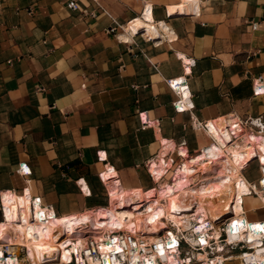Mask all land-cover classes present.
<instances>
[{
    "label": "crops",
    "instance_id": "crops-1",
    "mask_svg": "<svg viewBox=\"0 0 264 264\" xmlns=\"http://www.w3.org/2000/svg\"><path fill=\"white\" fill-rule=\"evenodd\" d=\"M70 1L0 0V225L29 222L36 197L61 218L122 194L153 197L182 161L218 145L212 120L231 118L233 140L260 141L235 122L264 116V94H254L264 0ZM184 59L195 61L187 72ZM161 155L168 173L158 182L150 172ZM263 163L259 149L240 174L264 179ZM258 197L246 198L264 209ZM263 252L248 258L264 264ZM214 257L240 264L235 253Z\"/></svg>",
    "mask_w": 264,
    "mask_h": 264
},
{
    "label": "bare ground",
    "instance_id": "bare-ground-1",
    "mask_svg": "<svg viewBox=\"0 0 264 264\" xmlns=\"http://www.w3.org/2000/svg\"><path fill=\"white\" fill-rule=\"evenodd\" d=\"M230 122L228 117L209 121L208 131L218 145L200 152L192 162L182 161L153 197H145L140 192L122 194L114 197L106 209L63 218L37 205L32 207L33 217L29 222L0 225V264H20L21 246L29 264L67 263L69 259L75 261V253L80 262V251L89 236L98 241L106 264H119L112 262L111 254L115 252L128 253L133 261L141 264H155L158 257L168 264H181L176 233L168 230L162 219L180 229V222L190 217L197 221L192 233L204 244L200 249H205L215 239L222 246L219 223L224 222L230 241L249 242L255 252H263L259 246L264 230L260 223L248 221L245 215L243 201L252 196L251 183L239 169L259 149L264 150V135L250 131L254 140L260 139L256 144H250L247 135L233 140L231 134L225 133ZM261 165L264 167V163ZM152 172L158 182L168 173L163 155L155 160ZM258 198L264 203L262 191ZM212 228L213 233L209 232ZM161 230L164 235H157ZM141 248L145 249L144 254L139 253ZM219 260L223 264L221 257L209 259L206 264H220ZM95 263L99 264L100 260L97 258Z\"/></svg>",
    "mask_w": 264,
    "mask_h": 264
},
{
    "label": "built area",
    "instance_id": "built-area-1",
    "mask_svg": "<svg viewBox=\"0 0 264 264\" xmlns=\"http://www.w3.org/2000/svg\"><path fill=\"white\" fill-rule=\"evenodd\" d=\"M92 1H94L95 3H99V0H92ZM68 7L72 8V9H77L78 8L77 1L76 0H71L69 2V4H68ZM188 64H189V66H188ZM184 65H185V69H186V72H187L188 71L187 66L189 68H191V66L195 65V61L193 60L191 63H185V61H184ZM186 80L187 79H183V83H181V84L183 85L184 81H186ZM181 84H177V86L181 85ZM172 86L178 92V90H177L176 86L174 85V83H172ZM184 87H187V86L184 85L183 87H181V89H184ZM254 94L255 95L264 94V80L263 79L258 78L256 80V82L254 83ZM182 103H184V102H183V97L181 96L179 98V100L175 102V107H176V109L178 111L184 110L183 108H185V107L179 106ZM190 108H192V106H190ZM141 118H143V120L146 119V121H147V117L143 113L141 114ZM205 126L209 128L208 122L205 123ZM235 126L236 127L242 126L241 129H240L241 133H245L247 131H253L254 133H262L264 135V116L263 115H258V116H253V117L249 116L245 120H238L237 122H235ZM229 129L231 130L234 138H236V134L234 133V131L232 130L230 125H229ZM205 148H208V145ZM202 151H203V149L200 150V152H202ZM19 170L22 173H24V174H30L31 173V169H30L29 166H27L26 163H21ZM263 170H264V168H263ZM150 175L154 179L153 174L151 172H150ZM263 176H264V174H263ZM250 187H251V190H250V194L251 195L259 196L261 191H262V193H264V182H263L262 179H259L257 182H253V184H250ZM37 205H39L40 207H43L44 211L48 210V211L54 213L52 210H50L48 207H45L42 204L41 199L39 197H36L33 200L34 208H36ZM47 216H49V214ZM260 220L263 221L262 222V224H263L264 220L263 219H260ZM229 224H230V222L228 221L227 222V226H229ZM224 230H225V234H227L225 236V239H224V242L226 243V246L231 247V249H233V250H236V249L238 250L239 249V252L237 253V256L242 261V264H248V258L245 255L249 254L250 252L252 253L253 251H256L255 247H253L249 242H245V241H235V240L228 241L229 237H230V234H229L227 228L225 229V227H224ZM209 232H210V230H209ZM116 234H119V233H116ZM177 239H178L177 247L180 250L179 251V256H180V258L182 260L181 264H196L197 262H199V263L202 262L201 264H203V261L200 260L197 255L195 256L193 253H190V252H186V254H183L181 252L182 241L179 239L178 236H177ZM262 240H263L262 245H260L259 247L264 246V233H263ZM127 242H129V240ZM201 244L199 242L197 243L199 249L204 247V244L203 243H201ZM209 246H207V247H209ZM5 252H6V255L8 256L9 252L6 250V247H5ZM121 253L122 252L112 253L111 254L112 262H119V264H141L140 261L139 262L133 261L131 259V257H130V254L127 253V254L123 255ZM139 253L140 254H144L145 253V249L141 248ZM80 254H81L82 261H80V262L78 261L77 254L75 253V256H74L76 258L75 261L72 259V261L67 263V264H96L95 260L97 258L100 260L99 264H106L105 260L103 259L104 258L103 253L100 251V246L98 244V241L92 236L88 237L87 243L81 249ZM146 254H150V253L147 252ZM214 258H211V261H213ZM219 263L222 264L221 261ZM155 264H168V263L165 261L164 258H162V257L159 258L158 257L156 259ZM223 264H224V261H223Z\"/></svg>",
    "mask_w": 264,
    "mask_h": 264
},
{
    "label": "rangeland",
    "instance_id": "rangeland-1",
    "mask_svg": "<svg viewBox=\"0 0 264 264\" xmlns=\"http://www.w3.org/2000/svg\"><path fill=\"white\" fill-rule=\"evenodd\" d=\"M256 167L257 166L255 164H251V165H249V168L247 169V170H249L248 172H250V175H251V178L253 179V181H256L258 179V172H256V170H255ZM247 170H243V172H245V174H246ZM253 196H255V195H253ZM149 197H152V196H149ZM252 199H254V200H252ZM244 201H245V207L249 208L247 211V217L249 219H264V209L259 207V204H258V202L255 201V198H251L249 200H248V198H245ZM190 218H187V219L182 220L180 222V226H181L180 229H177L175 226H173V223L168 224L164 219H162V224L168 230L169 229L174 230V232L176 233V236H178L179 239L182 241L181 252L183 254H186V252L193 253L195 256L198 254L199 259L203 260V264H206V263H208V261L210 259L209 257L214 256L215 253H221V254L235 253V254H237L239 252V249L233 250V249H231V247L226 246V243L224 242V239L226 236L225 230H224V227H225L224 222L219 223V225L221 226L222 231H223V233L221 231L222 237L219 239V244L222 245L221 246L222 249L219 250V248H221V247L218 245V242L216 241V239L211 241L209 247H207L205 249H199V247L197 245L198 242L196 240V235L192 233V230H195V228H196L195 225H196L197 221L193 218L192 219H190ZM210 232L211 233L214 232L213 228L210 229ZM157 235H160V236L164 235V230H161ZM228 241H230V240H228ZM18 253H19L18 256H19L20 264H29V262L25 259L26 258V254H25L26 252L22 246L20 247V250L18 251ZM252 254H254V253H249V254H246L245 256H247V258H248ZM70 260L71 259H69L67 261V263L70 262ZM248 260H250L252 262V260L250 258H248ZM67 263H60V264H67ZM239 263L242 264V261L240 260V258H239ZM196 264H201V263L197 262ZM252 264H257V260L255 258H253Z\"/></svg>",
    "mask_w": 264,
    "mask_h": 264
}]
</instances>
